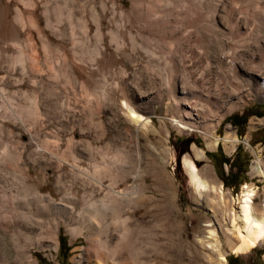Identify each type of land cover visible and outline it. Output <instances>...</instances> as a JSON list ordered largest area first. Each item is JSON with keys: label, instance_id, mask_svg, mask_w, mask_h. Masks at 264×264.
<instances>
[{"label": "rangeland", "instance_id": "374dc122", "mask_svg": "<svg viewBox=\"0 0 264 264\" xmlns=\"http://www.w3.org/2000/svg\"><path fill=\"white\" fill-rule=\"evenodd\" d=\"M139 1L0 0V264H97L99 252L118 264H218L220 250L223 264H264V240L245 252L218 232V243L208 240L222 208L212 192L197 193L183 165L187 155L228 203L254 185L262 207L264 181L250 169L259 151L264 170V98L221 116L217 134L238 139L230 153L221 142L208 148L197 129L136 138L117 101L151 94L152 123L170 124L164 101L174 86L211 92L227 69L264 62V0H168L175 35L146 11L163 0ZM189 21L196 33L186 37ZM143 52L160 57L146 63ZM148 143L169 150L158 159ZM113 156L120 167L105 163ZM110 186L136 198L111 200ZM45 194L60 210L37 212Z\"/></svg>", "mask_w": 264, "mask_h": 264}, {"label": "bare ground", "instance_id": "6f19581e", "mask_svg": "<svg viewBox=\"0 0 264 264\" xmlns=\"http://www.w3.org/2000/svg\"><path fill=\"white\" fill-rule=\"evenodd\" d=\"M145 6H146V11L155 13L153 17L155 28H157L158 30L161 29L162 31L170 33V34H173L176 30L179 29L177 27L178 26L177 24L171 25L169 22V17L171 16L172 11L169 6L168 0H163V3L156 4L154 6L153 5H150V6L145 5ZM193 23H194L193 21H189L187 24L184 25L183 32L185 33L186 37L187 35L190 36L193 33H196V28L194 27ZM204 25L206 24L203 23L202 27ZM180 26L181 25H179V27ZM181 41L182 40H179V42ZM104 47L105 46L101 47L102 50ZM116 47H117L116 49H118V46ZM224 52H225V49H224ZM143 53H146L145 56L147 57V61H148L146 63L155 61L156 57L158 58L160 57L154 52H143ZM167 54L170 56L172 53L171 51H168ZM223 55L224 54L222 53L219 54V60L222 62L224 61ZM166 60L168 62L171 61L170 59L169 60L166 59ZM217 61H218V58H217ZM249 66H252V68L249 67L250 69H247V68L240 66L239 72L237 71L234 72V71H231L230 69H227L222 74V76H220L219 81L216 83V87L211 92L203 93L201 91H198V89L196 90L195 88L187 87L183 85L184 83L179 85V87L174 86L172 90H169L170 92L167 91L169 93L168 99L164 101V104H166L165 111L168 115V119H169L168 121L170 124H166L165 122L161 121V125L157 127L152 123V120L150 119V116H149V113L151 112V110H148L149 106L147 105L153 99V96L151 94H144V93L139 94L138 93L137 96L135 95L136 97L132 101H128L127 99H124L123 97H118V100L117 99L116 100L118 101V106H119V110L121 114H123L127 118L128 122L134 125L135 130H136V136H137L136 138L146 137V139H148L147 141H149L150 134H157L161 132V130H165L167 132L166 136L169 137V131L167 127L174 128L178 132H182L184 130L197 129L199 130V132L202 133V135H204L205 138H208L207 140L208 148L213 149L219 142H221L224 145L225 149L228 151V153H230L231 151L234 150L238 142V139L236 135L232 133L231 131H226L223 136H220L217 134L218 126L222 120L221 116H223L230 110L237 108L243 102V100L245 98H248L250 95L264 98V62L255 61L252 63V65L250 64ZM170 79L168 78V80ZM183 81H186V80H183ZM104 92H105L104 90L101 91V93L103 94ZM152 110L154 111L155 108L153 107ZM246 143L249 145L247 140H246ZM149 149L158 159L160 158L162 153L166 154L169 150L167 148H163L160 151V149H158L157 147H155V145H152V144H149ZM191 149H192L193 156L195 158H202L204 156L203 151L197 147L195 142L192 143ZM258 153L259 151H257V154L255 155L254 161L251 165L250 174L258 175L264 181V170L261 165V160H260V156ZM105 159H104L105 163L108 164L109 166H112V165L116 167L121 166L119 161L115 159L114 156L108 160H105ZM59 162L62 163L61 159L59 160ZM183 165H184L185 171L187 172L189 176L190 183L193 186V188L197 191V193L201 196L203 192H206L207 190L212 192L213 202H215L216 204H219L222 208L221 221H217L214 219L217 231H215V228H214V229H208V232H207L208 233L207 238L208 240L211 241V243L214 244V243L219 242L218 236L216 235L217 234L216 232H218L220 236L224 238L227 243H229V247L235 249L238 252H245L249 248L254 247L256 244L261 243L264 240V188L262 191V194H263L262 207L260 204L259 205L255 204L254 198L257 194V191L254 185L248 184V183L242 186L240 193L238 195L237 201L234 203H228L229 201H227V199L225 198L228 196L227 194L228 191L227 192L223 191V188L221 185H218L217 187H215L216 185L213 186L211 185L212 183L209 184L208 182H206V180L204 179L205 177H202V175L199 174V172L196 169V166L194 165L192 160L187 155L183 156ZM96 178L101 180L102 177L97 176ZM109 179H110L109 180L110 183L113 184L112 182L116 179V176L110 175ZM100 180H97V181L100 183ZM133 192L135 191L134 190L132 191L123 190L122 191V189L115 190L114 188L110 186L108 190L106 189L105 194L106 196L108 195L109 199L111 200H121V201L124 200L125 202H127L130 199L132 201V198L133 199L136 198L135 197L136 193L132 194ZM39 198H40L41 204L36 205V209L38 213H46L53 209L60 210L59 205L61 204L59 203L56 204L48 194L41 195V196L39 195ZM211 202L212 201H210L209 204ZM108 206H109V203L107 204L104 203L102 204V209L104 208L105 210V208ZM211 208L212 207H210V205L207 206V209L213 215L214 211ZM88 219L92 227L94 226V229L97 230L96 233L100 234L103 231V229L95 222L94 219H91L90 217ZM213 246H216V245H213ZM225 252H226L225 250L224 251L220 250L219 253L217 252L219 256L218 264H223L225 262V257H224ZM99 256L101 257L103 261L101 263L98 262L97 264H118L117 262L113 260V255L109 253L108 254L106 253L104 255L102 252H99ZM129 257L132 258L133 256L132 257L129 256ZM127 263L129 262L127 261Z\"/></svg>", "mask_w": 264, "mask_h": 264}, {"label": "trees", "instance_id": "16d2710c", "mask_svg": "<svg viewBox=\"0 0 264 264\" xmlns=\"http://www.w3.org/2000/svg\"><path fill=\"white\" fill-rule=\"evenodd\" d=\"M230 120H231V118H230Z\"/></svg>", "mask_w": 264, "mask_h": 264}]
</instances>
